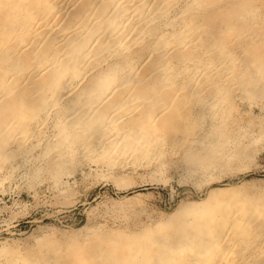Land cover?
<instances>
[{
    "label": "bare ground",
    "instance_id": "bare-ground-1",
    "mask_svg": "<svg viewBox=\"0 0 264 264\" xmlns=\"http://www.w3.org/2000/svg\"><path fill=\"white\" fill-rule=\"evenodd\" d=\"M179 1L0 0V190L36 147L58 167L81 152L111 168L110 155L137 148L201 173L244 158L255 129H230L229 100L237 88L249 109L264 108L261 5L229 0L203 15L217 0ZM259 184L228 186L220 198L212 188L139 232L87 229L62 248L42 237L33 250L1 248L0 264H264Z\"/></svg>",
    "mask_w": 264,
    "mask_h": 264
},
{
    "label": "rangeland",
    "instance_id": "rangeland-1",
    "mask_svg": "<svg viewBox=\"0 0 264 264\" xmlns=\"http://www.w3.org/2000/svg\"><path fill=\"white\" fill-rule=\"evenodd\" d=\"M246 1L261 5L259 11L264 13V0ZM229 4V0H217L216 5L203 11V15L208 11L216 14ZM170 9L174 11L175 5H171ZM231 94L234 96L229 102L232 100L233 116L238 121L230 129H235L241 122L240 125L249 122L250 127L255 129V140L246 146V150L243 149L245 154L242 152V160L238 157L239 160L228 161L225 166L209 168L203 173L184 166L173 153H162L160 157L151 155L147 160L137 148L134 152L136 157L125 155L127 158L124 159V155H110L113 166L107 168L98 164L99 159L93 161L76 152L71 160L66 158L60 161L58 167L53 158L42 156L38 159L36 153L39 149L34 148L31 154L35 159L26 161L3 181L0 190V249L13 250L21 246L33 250L34 239L39 237L47 242L50 240L54 246L60 244L58 247H65L72 241L78 243L87 229L99 232L113 230L114 233L118 230L139 232L142 225L148 228L164 222L177 214L179 208L192 209V202L207 197L208 190L212 188H221L219 193L213 195L220 198L231 190L230 187L238 190L240 184L246 181H257L260 183L258 187H264V108L258 110L252 105L249 109L245 102L238 99L237 88ZM258 97L253 94L251 99L257 100ZM197 116L199 114H191L190 119ZM200 120L203 127L206 119L199 116ZM200 147L199 153L205 151L207 146ZM112 156H116L115 160ZM157 163L161 165L157 167ZM53 165L61 168L58 172L62 174L58 175L62 181L53 179L58 173ZM157 169L161 170V175ZM68 172H71L69 176L66 174ZM239 190L242 192L241 188ZM190 203L192 206H189Z\"/></svg>",
    "mask_w": 264,
    "mask_h": 264
}]
</instances>
